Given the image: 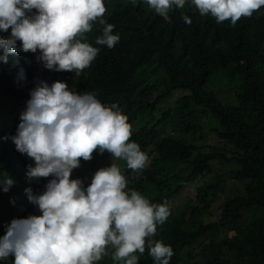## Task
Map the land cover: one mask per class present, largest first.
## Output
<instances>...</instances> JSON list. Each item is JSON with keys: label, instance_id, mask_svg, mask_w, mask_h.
<instances>
[{"label": "trees", "instance_id": "obj_1", "mask_svg": "<svg viewBox=\"0 0 264 264\" xmlns=\"http://www.w3.org/2000/svg\"><path fill=\"white\" fill-rule=\"evenodd\" d=\"M104 3L105 13L85 33L99 51L78 76L44 68L38 52L20 51L9 54L7 63L0 61V180L6 174L14 181L7 192L0 188V236L13 219L30 215L25 189L43 192L51 179L26 177V166L34 161L18 152L10 137L30 89L40 80H61L79 93L94 92L103 104L117 102L131 125L129 139L147 159L153 156L148 167L126 180L125 191L136 190L150 203L170 204L198 183L176 216L158 224L151 237L171 245L170 264H264V7L233 25L230 20L217 23L210 14L201 16L187 0L182 9L170 8L167 19L143 0ZM182 13L191 17V24ZM100 19L113 24V33L120 36L112 48L95 43L102 35ZM9 34L10 29L0 32ZM21 67L25 80L17 82ZM177 93L184 96L161 110ZM147 115L149 120L136 129ZM174 121L184 139L170 130ZM207 131L224 145L202 144ZM105 157H111L107 151H94L93 162L85 164L81 158L79 167L93 171ZM174 165H182L185 176L178 179ZM226 165L234 169L223 172L220 167ZM172 180H178L176 186L170 185ZM229 180L242 184L244 192L223 203L212 222L210 209L226 195ZM152 190L158 195L150 196ZM148 239L145 251L134 253L138 264H153ZM94 264L113 262L101 258Z\"/></svg>", "mask_w": 264, "mask_h": 264}, {"label": "clouds", "instance_id": "obj_2", "mask_svg": "<svg viewBox=\"0 0 264 264\" xmlns=\"http://www.w3.org/2000/svg\"><path fill=\"white\" fill-rule=\"evenodd\" d=\"M187 2L201 16L210 14L217 23L230 20L233 25L264 7V0ZM143 3L167 19L170 8L182 9L186 0ZM105 11L104 0H0V32L10 29L8 36H0V61L7 63L9 54L20 51L38 52L37 60L44 68L78 76L99 51L87 42L85 33L92 28L90 22ZM182 18L186 24L192 23L190 16L182 13ZM99 23L102 35L95 43L112 48L119 34L113 33L114 25L104 19ZM23 80L25 70L21 67L16 81ZM29 97L10 139L18 152L34 161L26 166L30 181L51 179L43 192L33 194L25 189L30 215L5 226V234L0 236V260L11 256V264H94L111 258L113 264H138L134 253L142 254L145 238H149L153 264H170L174 255L171 245L151 239L157 225L170 215L168 201L150 203L136 190L125 191L127 179L117 166L123 159L129 169L138 171L146 168L152 157L147 159L140 145L129 139L131 125L119 104H103L94 92L79 93L61 80L51 84L38 81ZM94 151H107L111 156L99 162L117 163L97 169V162L90 181L72 178L75 168L83 170L81 158L91 160ZM13 183L5 174L0 188L7 192ZM31 204L39 211L37 215L31 214Z\"/></svg>", "mask_w": 264, "mask_h": 264}, {"label": "rangeland", "instance_id": "obj_3", "mask_svg": "<svg viewBox=\"0 0 264 264\" xmlns=\"http://www.w3.org/2000/svg\"><path fill=\"white\" fill-rule=\"evenodd\" d=\"M183 96H184V94L177 93V95H175L174 97L168 99L163 105H160V109L161 110H166L169 107L175 106L176 99L181 98ZM221 98L223 99V101H227L226 97L221 96ZM146 120H149V116L148 115L145 116V119H141L140 120V124L137 122L135 124V128L138 129V127L141 128L142 126H144ZM170 130L174 132V136L176 138L178 137L177 139H179V138L180 139H184L182 134H181V131H180V125H179V123H177V121H174L172 123V125L170 126ZM186 139L189 140L188 137H186ZM201 143L202 144H209V145H217V146H219V148L224 145L222 143L220 144L218 138L214 135V133H212L210 131L206 132L205 137L201 141ZM152 160H153V156L146 161V164H145L144 167L149 166ZM85 162H88L89 164H91L92 159L88 160V161H85ZM111 163H115L116 164L117 161L114 160V161H107V162H99L97 164V169H99L100 167L110 166ZM117 166L121 169V172L125 176L126 179H129L134 174V172L136 171V170L134 171L132 169H129L127 167V165H126V161H124L123 159H121V163H119ZM88 168H85V169H83L81 171L76 170V168H75L73 170L72 174H71L72 178H80L83 181H90L91 177H92V171L89 170ZM220 168L222 169L223 172H227V171H230V170L234 169V167H230V166H227V165L224 166V167H220ZM173 171L175 172V174L178 175V177H177L178 179H179V177L185 176V170H184V167L182 165H174V170ZM173 171L170 173L171 176H173ZM177 183H178V180L177 181H173L172 180L170 185L171 186H176ZM197 186H198V183L194 186L193 189H191L190 191H186L183 196H181L180 198L176 199L175 201H173L172 203L169 204L170 205V215L167 218V220L165 221V223L168 222V221H171L176 216L177 211L185 205V202L187 201L188 196L191 195L192 191H196ZM243 192H244V187H243L242 184H240V183H238V182H236L234 180H229L228 181V185H227V193H226V195H221L214 202L212 208L210 209V217H209V219L212 220V222L217 221L218 218H219L220 210H221V207H222L223 203H226L230 199L234 198V196L240 195ZM151 194L153 196H157L158 195V191L157 190H152L150 192V196H151ZM147 199L149 200L150 198H147ZM30 209H31V214L32 215H37V213L39 212L36 209V206L33 205V204L30 205Z\"/></svg>", "mask_w": 264, "mask_h": 264}]
</instances>
